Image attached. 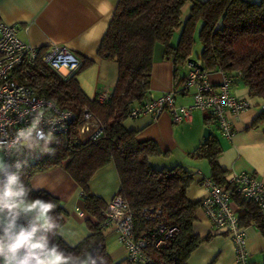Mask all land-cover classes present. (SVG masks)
<instances>
[{
    "label": "trees",
    "instance_id": "obj_1",
    "mask_svg": "<svg viewBox=\"0 0 264 264\" xmlns=\"http://www.w3.org/2000/svg\"><path fill=\"white\" fill-rule=\"evenodd\" d=\"M187 0H118L96 55L117 63L118 74L114 89L105 100L88 98L76 79L77 73L91 62L84 59L78 69L62 77L44 65L40 58L32 63L23 62L14 70L13 78L29 85L37 96H44L61 109L74 115L65 134H57L20 169L27 187L30 178L46 169L60 166L65 169L82 190L85 211L89 215V233L73 246L66 244L58 231L64 223L65 212L59 201L51 195L34 191L33 199L55 205L52 215L57 221L53 242L74 256L90 253L95 264H129L126 260L113 261L107 251L105 218L106 202L89 190V180L99 168L112 162L119 179L116 194L128 203L134 214L136 237L147 240L149 264H187L190 254L208 242L212 234L200 236L193 230L195 212L200 202L186 196L192 182L191 173L184 167L154 168L149 158L165 155L152 140L139 141L136 131L125 128L129 107L145 99L149 92L154 48L161 47L162 56L172 62L175 87L184 82L179 69L186 63L203 72L220 71L232 81L238 79L251 96L264 101V0H189V15L180 28L181 9ZM180 32L177 41L173 37ZM195 36L200 44L192 57ZM89 110L102 125L95 139L78 133L83 121V110ZM206 124L213 118L206 113ZM264 127V105L249 128ZM46 149H52L47 152ZM221 146L216 135L199 143L189 155L206 159L213 182L230 188L225 171L217 158ZM238 206L240 226L255 224L263 231L264 219L255 203L233 192ZM159 208L156 217H146L144 209ZM172 229L164 241L155 246L161 237L158 226ZM226 235V234H224ZM264 264V257L262 263Z\"/></svg>",
    "mask_w": 264,
    "mask_h": 264
},
{
    "label": "crops",
    "instance_id": "obj_2",
    "mask_svg": "<svg viewBox=\"0 0 264 264\" xmlns=\"http://www.w3.org/2000/svg\"><path fill=\"white\" fill-rule=\"evenodd\" d=\"M117 3L118 0H0V19L4 23L16 25L18 37L41 51L49 44L55 43L67 47L81 63L84 59H90L91 62L77 73L76 79L83 93L93 99L102 94L111 95L116 84L117 63L99 58L96 52ZM190 6L191 3L187 0L181 9L180 28L189 15ZM180 28L173 37L174 43ZM188 63L179 69L181 77L187 76ZM192 65H195L194 62ZM205 74L213 85L220 83L224 77L223 73L217 70ZM180 85L175 87L173 64L162 56L161 47L156 45L149 77L150 91L161 95L170 90L177 91ZM229 90L232 95L247 102V108L238 114H228L234 130L231 139L223 137L214 122L206 124V113L199 110L192 112V118L187 123L174 122L168 111L161 112L155 119L149 115H139L126 118L123 122L126 129L136 131L137 140H152L166 153L149 158L154 168H172L180 165L191 173L192 182L187 188L186 196L192 202L201 203L208 194V189L199 180L201 176H210L209 164L206 159L189 155L204 141L202 133L205 127L210 128L211 134L216 135L219 140L221 153L217 162L225 171V176L232 172H246L264 179V127L249 128L263 108L264 101L260 97L251 96L247 87L238 79L232 81ZM192 93L193 89L184 93L177 92L176 105L190 104ZM66 164L67 161H64L60 166L34 174L30 178V187L59 201L65 218L58 234L66 244L73 246L89 233V215L85 211L82 190L67 173ZM88 185L92 194L107 203L119 187L114 164L110 162L95 171ZM195 216L194 232L200 236H213L190 254L187 264H236L232 240L212 230L201 206L197 208ZM243 228L249 262L261 264L264 257L263 231L253 224ZM109 234L117 238L114 226L105 228L106 237ZM107 251L113 261L126 258L125 248L117 241L109 245Z\"/></svg>",
    "mask_w": 264,
    "mask_h": 264
},
{
    "label": "built area",
    "instance_id": "obj_3",
    "mask_svg": "<svg viewBox=\"0 0 264 264\" xmlns=\"http://www.w3.org/2000/svg\"><path fill=\"white\" fill-rule=\"evenodd\" d=\"M36 58H40L44 65L62 77L74 73L81 63L64 45L51 43L44 51L29 45L18 37L16 25L4 23L0 19V151L5 165V170L0 172V188L7 182L9 175L20 176L22 165L50 139L49 133L51 137L67 133L73 121L74 115L71 111L59 108L55 102L44 96H37L29 85L13 78L17 66L24 61L32 63ZM188 67V74L177 91L170 90L161 95L150 91L143 101L129 107L128 118L149 115L155 119L161 112L168 111L174 122L187 123L192 118V112L199 110L213 118L223 137L231 139L234 130L228 114H238L247 108V102L230 93V78L224 76L220 83L213 85L206 78L205 72L191 63H188ZM189 89H193L192 102L188 105H176V93H184ZM107 97L102 94L99 100ZM37 118L39 124L36 123ZM35 127L39 129L26 137L22 145L21 137L26 135L24 130L30 131ZM101 131L100 121L89 110L84 109L79 135L92 140ZM225 180L230 188L213 182L210 177H200V183L208 189V194L200 206L212 230L226 234L232 240L235 263L250 264L244 228L239 224L238 206L234 203L232 194L236 192L242 198L255 203L258 213L264 219V179L246 172H232L225 176ZM102 213L105 224L115 227L117 241L125 248L127 262L149 264L151 258L147 252V240L136 237L134 214L122 196L113 195ZM143 213L146 217H156L160 209H144ZM171 231L172 229L159 225L157 234L161 237L155 246L161 244Z\"/></svg>",
    "mask_w": 264,
    "mask_h": 264
},
{
    "label": "clouds",
    "instance_id": "obj_4",
    "mask_svg": "<svg viewBox=\"0 0 264 264\" xmlns=\"http://www.w3.org/2000/svg\"><path fill=\"white\" fill-rule=\"evenodd\" d=\"M36 123L39 124L38 118ZM38 129L24 130L26 135L21 137V144ZM4 170L0 156V172ZM31 192L21 176L15 174L9 175L0 188V264H95L90 253L74 256L53 242L58 227L51 214L55 205L33 199Z\"/></svg>",
    "mask_w": 264,
    "mask_h": 264
},
{
    "label": "rangeland",
    "instance_id": "obj_5",
    "mask_svg": "<svg viewBox=\"0 0 264 264\" xmlns=\"http://www.w3.org/2000/svg\"><path fill=\"white\" fill-rule=\"evenodd\" d=\"M195 39H196V40H195V43H194V45H193L192 55H195V54L199 51V49H200V44H199L198 39H197L196 36H195ZM193 57H194V56H193ZM114 236H115V235H112V234L107 235V237H106V244H107V247H108L109 245L113 244L115 241H117V238L115 239ZM117 242H118V241H117Z\"/></svg>",
    "mask_w": 264,
    "mask_h": 264
},
{
    "label": "water",
    "instance_id": "obj_6",
    "mask_svg": "<svg viewBox=\"0 0 264 264\" xmlns=\"http://www.w3.org/2000/svg\"><path fill=\"white\" fill-rule=\"evenodd\" d=\"M210 134H211V129L208 127H205L202 133L203 139L207 140L210 137Z\"/></svg>",
    "mask_w": 264,
    "mask_h": 264
}]
</instances>
